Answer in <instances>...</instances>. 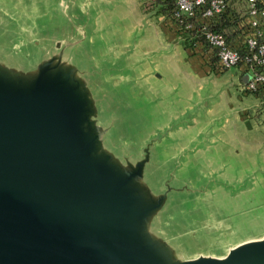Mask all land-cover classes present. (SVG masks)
<instances>
[{
	"label": "water",
	"instance_id": "water-1",
	"mask_svg": "<svg viewBox=\"0 0 264 264\" xmlns=\"http://www.w3.org/2000/svg\"><path fill=\"white\" fill-rule=\"evenodd\" d=\"M77 2L116 3L0 0V264H264V227L239 234L202 211L186 146L164 155L175 126L128 119L127 90L156 87L159 59L88 48L66 26Z\"/></svg>",
	"mask_w": 264,
	"mask_h": 264
},
{
	"label": "rangeland",
	"instance_id": "rangeland-1",
	"mask_svg": "<svg viewBox=\"0 0 264 264\" xmlns=\"http://www.w3.org/2000/svg\"><path fill=\"white\" fill-rule=\"evenodd\" d=\"M68 1L54 0L58 5ZM115 1L109 6L101 4L102 7L94 2L89 11L77 2L65 16L67 28L78 23L85 27L90 40L85 45L90 48L92 44L95 51L107 49L106 43L116 49L133 44L151 50L159 59L163 76L145 95L127 90L131 102L125 111L128 119L133 120L138 133L161 123L175 126L176 140L168 135L164 155L174 153L177 144L186 146L183 172L209 189L205 197L196 200L202 211L214 212L215 218L227 216L240 228L239 234L263 228L261 98L243 89L236 66L218 70L212 65L214 55L210 46L201 43L196 48L193 39L181 34L168 12L161 10V0ZM51 18L57 19V12L41 17L46 21ZM175 36L183 39V43L177 41L175 46L172 40ZM248 77L244 73L243 82ZM193 119L194 124L180 125L181 121ZM195 242L205 244L207 240L202 236Z\"/></svg>",
	"mask_w": 264,
	"mask_h": 264
},
{
	"label": "built area",
	"instance_id": "built-area-1",
	"mask_svg": "<svg viewBox=\"0 0 264 264\" xmlns=\"http://www.w3.org/2000/svg\"><path fill=\"white\" fill-rule=\"evenodd\" d=\"M170 16L177 30L195 41L208 44L218 56V70L236 66L249 75L244 90L256 93L264 105V0H175ZM235 20L230 33L215 25L223 14Z\"/></svg>",
	"mask_w": 264,
	"mask_h": 264
},
{
	"label": "trees",
	"instance_id": "trees-1",
	"mask_svg": "<svg viewBox=\"0 0 264 264\" xmlns=\"http://www.w3.org/2000/svg\"><path fill=\"white\" fill-rule=\"evenodd\" d=\"M162 2V7L161 10L168 12V16L172 15L173 10L176 7L175 0H161ZM235 20H233L231 17L228 16V11L223 14V17L221 18V21L218 22L215 27L219 30L225 31L229 37H232V33H230V29L232 26V23H234ZM213 60H212V65H217L218 64V56L213 54ZM216 67V66H214Z\"/></svg>",
	"mask_w": 264,
	"mask_h": 264
},
{
	"label": "crops",
	"instance_id": "crops-1",
	"mask_svg": "<svg viewBox=\"0 0 264 264\" xmlns=\"http://www.w3.org/2000/svg\"><path fill=\"white\" fill-rule=\"evenodd\" d=\"M175 38H176V40H175ZM175 38L173 37V39L172 40H174L173 42H174V44H175V46H177L176 44H177V41H179V43H180V41L183 43V39H179L178 37H176L175 36ZM239 69V68H238ZM240 70V76H241V80H242V82H243V73H242V70L241 69H239Z\"/></svg>",
	"mask_w": 264,
	"mask_h": 264
}]
</instances>
